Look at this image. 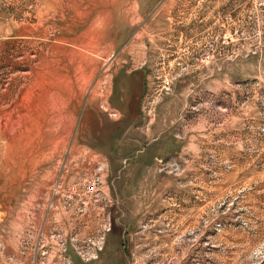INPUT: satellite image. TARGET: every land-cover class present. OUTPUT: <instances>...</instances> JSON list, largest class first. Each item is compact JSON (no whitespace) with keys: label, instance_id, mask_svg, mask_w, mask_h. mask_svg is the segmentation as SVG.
<instances>
[{"label":"rangeland","instance_id":"obj_1","mask_svg":"<svg viewBox=\"0 0 264 264\" xmlns=\"http://www.w3.org/2000/svg\"><path fill=\"white\" fill-rule=\"evenodd\" d=\"M113 44L134 129L48 135ZM0 264H264V0H0Z\"/></svg>","mask_w":264,"mask_h":264},{"label":"crops","instance_id":"obj_2","mask_svg":"<svg viewBox=\"0 0 264 264\" xmlns=\"http://www.w3.org/2000/svg\"><path fill=\"white\" fill-rule=\"evenodd\" d=\"M96 39L105 40V38ZM86 46L89 48V43ZM114 46L115 44L110 49L101 48V51L93 53L98 57L110 58L105 61V69L110 67V71L102 76L101 81L96 79L91 83L85 93L83 104L80 99L82 95L80 83H77L79 98L76 102L70 98V95L75 96L71 87L67 88L68 93L63 94V96L67 95L64 97L67 106L65 113L71 112L70 104L79 106L76 110L78 112L76 125H71L69 116L65 115L62 117V123L52 127L54 132H50L48 135L79 138L125 137L130 130L134 129L135 113L138 112L139 103L143 98L144 66L146 67V65L143 58L141 60L132 58L134 56L143 57V52L124 47L116 49ZM30 129L32 128H24L27 131ZM27 134L38 135L37 132ZM91 151L96 153V149Z\"/></svg>","mask_w":264,"mask_h":264},{"label":"built area","instance_id":"obj_3","mask_svg":"<svg viewBox=\"0 0 264 264\" xmlns=\"http://www.w3.org/2000/svg\"><path fill=\"white\" fill-rule=\"evenodd\" d=\"M93 187H94V182H91V184H89V186H88V189H89V190H92Z\"/></svg>","mask_w":264,"mask_h":264}]
</instances>
